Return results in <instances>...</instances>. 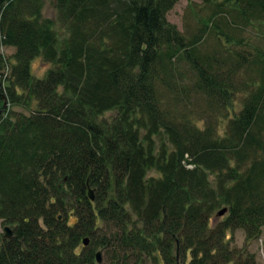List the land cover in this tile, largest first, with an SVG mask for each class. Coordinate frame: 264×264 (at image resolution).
I'll return each mask as SVG.
<instances>
[{
    "label": "trees",
    "instance_id": "1",
    "mask_svg": "<svg viewBox=\"0 0 264 264\" xmlns=\"http://www.w3.org/2000/svg\"><path fill=\"white\" fill-rule=\"evenodd\" d=\"M45 1L0 0V264H258L264 0Z\"/></svg>",
    "mask_w": 264,
    "mask_h": 264
},
{
    "label": "rangeland",
    "instance_id": "2",
    "mask_svg": "<svg viewBox=\"0 0 264 264\" xmlns=\"http://www.w3.org/2000/svg\"><path fill=\"white\" fill-rule=\"evenodd\" d=\"M203 3V0H180L178 4L174 7V9L168 14L167 19L168 21L177 26L180 32H186L187 33V27L192 26L195 27L194 24H196L197 20L194 19L191 11V6L201 5ZM43 16L45 18L51 19L56 23V29L58 30V33L60 37H63V31L60 28V25L57 21V10L55 3L50 0L45 1V6L43 10ZM0 52L3 53L6 57H10L15 52L12 48H2L0 47ZM50 68V66L45 65L42 63V60L39 58L36 61H34L32 65V72L33 75L37 78H42L45 75V72L47 69ZM14 111L22 112L21 108L14 107ZM111 116V114H106V117ZM150 175H155L154 172H151ZM74 222V218L71 217L69 219V223L72 224ZM8 227L0 221V246L2 244V241L4 239L5 235V228ZM9 228V227H8ZM234 239H235V246L241 248L245 245V235L243 231H236L234 233ZM250 252L254 253L256 256V260L258 264H264V229L263 233L260 237V239L252 242L249 247ZM181 259H179L180 261ZM189 260V259H187ZM151 264V263H147Z\"/></svg>",
    "mask_w": 264,
    "mask_h": 264
},
{
    "label": "water",
    "instance_id": "3",
    "mask_svg": "<svg viewBox=\"0 0 264 264\" xmlns=\"http://www.w3.org/2000/svg\"><path fill=\"white\" fill-rule=\"evenodd\" d=\"M88 194H89L90 200L93 201V200H94V198H93V191H92L91 189L89 190ZM226 212H227L226 209L220 211V212L218 213V217H222L223 215L226 214ZM12 236H13V232H12V230H11L10 228L6 227V228H5L4 239L9 240V239L12 238ZM88 244H89V239H87V238L84 239V240H83V246H84V247H87ZM96 259H97V263L100 264V263H101V252H98V253L96 254Z\"/></svg>",
    "mask_w": 264,
    "mask_h": 264
}]
</instances>
